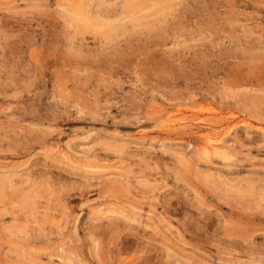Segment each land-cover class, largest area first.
I'll return each mask as SVG.
<instances>
[{
  "label": "rangeland",
  "instance_id": "1",
  "mask_svg": "<svg viewBox=\"0 0 264 264\" xmlns=\"http://www.w3.org/2000/svg\"><path fill=\"white\" fill-rule=\"evenodd\" d=\"M163 1L0 0V264H264V0Z\"/></svg>",
  "mask_w": 264,
  "mask_h": 264
},
{
  "label": "bare ground",
  "instance_id": "2",
  "mask_svg": "<svg viewBox=\"0 0 264 264\" xmlns=\"http://www.w3.org/2000/svg\"><path fill=\"white\" fill-rule=\"evenodd\" d=\"M85 1H86V0H85ZM164 1H166V0H164ZM164 1H163V2H164ZM171 1H172V0H171ZM87 2H88V1H87ZM168 2L170 3V1H168ZM173 2H174V1H172V4H173ZM91 3H92V2H91ZM92 4H93V3H92ZM73 5H74V4H73ZM73 5H72V6H73ZM166 5H167V4H166ZM166 5H164V7H165ZM72 6H71V7H72ZM74 6H75V5H74ZM76 6H77V5H76ZM76 6L74 7L75 9H76ZM85 6H86V5H85ZM85 6H84V7H85ZM169 6H170V5H169ZM172 6H173V5H172ZM174 6H175V5H174ZM67 7H69V6H67ZM82 7H83V6H82ZM90 7H91V6H90ZM142 7H143V6H142ZM159 7H160V6H159ZM167 7H168V6H167ZM74 8H73V9H74ZM78 8H79V7H78ZM80 8H81V7H80ZM143 8H144V7H143ZM70 9H71V8H70ZM87 9H88V8H87ZM150 9H151V8H150ZM150 9H148V10L150 11ZM161 9H162V8H161ZM165 9H166V10H169V9H167V8H165ZM67 10H68V9H67ZM67 10H66V11H67ZM76 10H77V9H76ZM81 10H82V9H81ZM83 10H84V9H83ZM140 10H141V9H140ZM145 10H146V9H145ZM151 11H152V14L154 15L155 12H154L153 10H151ZM162 11L164 12L163 9H162ZM75 12H76V11H75ZM86 12H87V11H86ZM153 12H154V13H153ZM73 13H74V12H73ZM77 13H78V12H76V14H77ZM166 13H167V12H166ZM66 14H67V13H66ZM68 14H69V13H68ZM74 14H75V13H74ZM83 14H84V13H83ZM90 14H91V13H90ZM155 14H156V13H155ZM78 15H79V14H78ZM80 15H81V13H80ZM161 15H162V14H161ZM163 15H164V14H163ZM167 15H168V14H167ZM88 16H89V15H88ZM88 16H87V17H88ZM151 16H152V15H151ZM151 16H150V17H151ZM80 17H82V16H80ZM150 17H149V18H150ZM152 18H153V17H152ZM73 19H74V18H73ZM80 19H81V18H80ZM89 19H90V18H89ZM91 19H92V18H91ZM76 20H77V19H76ZM82 20H83V19H82ZM85 20H86V19H85ZM87 20H88V19H87ZM72 21H73V20H72ZM76 23H77V22H76ZM81 23H82V22H81ZM83 23H84V22H83ZM162 24H163V23H162ZM165 24H166V23H165ZM74 25H75V23H74ZM76 25L79 26L78 23H77ZM158 25H159V24H158ZM91 26H92V25H91ZM76 27H77V26H76ZM92 27H93V26H92ZM82 28H83V27H82ZM263 102H264V101H263ZM259 103H260V102H259ZM261 103H262V102H261ZM261 103H260V104H261ZM263 104H264V103H263ZM261 106H262V105H261ZM157 125H158V124H157ZM159 126H160V124H159ZM154 127H155V126H154ZM159 128H160V127H159ZM163 129H164V128H163ZM165 130H167V129L165 128ZM226 130H227V129H226ZM167 131H168V130H167ZM228 131H229V130H228ZM85 132H86V131H85ZM89 133L91 134V132H89ZM72 134H73V133H72ZM90 134H89V135H90ZM224 134H225V132H224ZM228 134H229V133H228ZM73 135H74V134H73ZM212 135H213V134H212ZM214 136H215V135H214ZM75 137H76V136H75ZM83 137H84V136H83ZM114 137H115V136H114ZM211 137H212V136H211ZM79 138H80V137H79ZM213 138H214V137H213ZM215 138H216V137H215ZM112 139H113V138H112ZM115 139H116V138H115ZM113 140H114V139H113ZM117 140H118V139H117ZM121 140H122V139H121ZM214 140H215V139H214ZM119 141H120V140H119ZM217 141H218V140H217ZM120 142H121V141H120ZM228 142H230V141H228ZM112 143L115 144L116 142L114 141V142H112ZM122 143H124V142H122ZM97 144H98V143H97ZM101 144H102V142H101ZM226 144H227V143H226ZM109 145H110V144H109ZM115 145H116V144H115ZM106 146H107V145H106ZM111 146H112V145H111ZM213 146H214V145H213ZM217 146H218V145H217ZM92 147H93V146H92ZM103 147H104V146H103ZM108 147H109V146H108ZM94 148H95V147H94ZM105 148H106V147H105ZM213 148H214V147H213ZM92 149H93V148H92ZM203 149H204V148H203ZM124 151H125V150H124ZM216 151H217V150H216ZM14 152H15V151H14ZM127 152H128V151H127ZM199 154H200V153H199ZM66 156H67V155H66ZM120 156H121V155H120ZM118 157H119V154H118ZM67 158H69V157H67ZM64 159H65V158H64ZM67 160H68V159H67ZM62 161H63V159H62ZM64 161H65V160H64ZM66 163H69V162L66 161ZM75 163H76V162H75ZM75 163H74V164H75ZM91 163H93V162H91ZM72 164H73V163H72ZM74 164H73V165H74ZM77 164H78V163H77ZM77 164H76V165H77ZM86 164H87V162H86ZM86 164H85V165H86ZM89 164H90V163H89ZM89 164H87V166H88ZM83 165H84V164H83ZM83 165H81V166L83 167ZM90 166H91V165H90ZM79 167H80V166H79ZM82 167H81V168H82ZM94 167H95V166H94ZM76 168H77V167H76ZM76 168H75V169H76ZM82 170H83V169H81L80 171H82ZM89 170H90V169H89ZM83 172H85V171H83ZM89 172H91V171H89ZM97 172H98V171H97ZM87 174H88V173H87ZM139 174H140V173H139ZM141 174H142V173H141ZM88 175H90V174H88ZM1 176H2V175H1ZM111 176H112V175H111ZM131 176H132V175H131ZM54 177H55V176H54ZM95 177H96V176H95ZM105 177H106V176H105ZM114 177H115V176H114ZM93 178H94V177H93ZM110 178H111V177H110ZM120 178H121V177H120ZM122 178H123V177H122ZM83 179H84V178H83ZM97 179H98V178H97ZM125 179H127V178H125ZM131 179H132V178H131ZM84 180H85V179H84ZM95 180H96V179H95ZM19 181H20V180H19ZM90 181H91V180H90ZM96 182H97V181H96ZM87 183H88V182H87ZM128 183H129V182H128ZM142 183H143V182H142ZM88 185H89V184H88ZM125 185H126V184H125ZM222 185H223V184H222ZM136 187H137V186H136ZM252 187H253V186H252ZM29 188H30V187H29ZM148 188H149V187H148ZM195 188H196V187H195ZM164 189H165V188H164ZM164 189H163V190H164ZM247 189H248V188H247ZM53 190H54V189H53ZM55 190H56V189H55ZM141 190H142V189H141ZM151 190H152V189H151ZM158 190H159V189H158ZM28 191H29V190H28ZM114 191H115V190H114ZM137 191H138V190H137ZM197 191H198V190H197ZM197 191H195V192L197 193ZM150 192H151V191H150ZM152 192H154V190H152ZM199 192H200V191H199ZM199 192H198V193H199ZM133 193H134V192H133ZM156 193H157V192H156ZM223 193H224V192H223ZM260 193L262 194L263 192L261 191ZM260 193H258V194H260ZM33 194H34V193H33ZM153 194H154V193H153ZM157 194H159V193H157ZM241 194H242V193H241ZM258 194H257V195H258ZM263 194H264V193H263ZM120 195H121V194H120ZM141 195L143 196V194H141ZM149 195H150V194H149ZM226 195H227V194H226ZM50 196H51V195H50ZM147 196H148V195H147ZM106 197H107V196H106ZM202 197H203V196H202ZM229 197H230V196H229ZM229 197H228V198H229ZM257 197H258V196H257ZM259 197H260V196H259ZM261 197H262V195H261ZM31 198H32V197H31ZM107 198H108V197H107ZM253 198H254V197H253ZM35 199H36V198H35ZM202 199H203V198H202ZM246 199H247V198H246ZM262 199H263V198H262ZM27 200H28V199H27ZM241 200H242V203H244V200H245V199H242V198H241ZM260 200H261V199H260ZM228 201H229V200H228ZM257 201H258V199H257ZM22 202H23V201H22ZM155 202H156V201H155ZM258 202H259V201H258ZM260 202H261V201H260ZM19 203H20V202H19ZM19 203H18V204H19ZM242 203H240V204H242ZM262 203H264V202H262ZM18 204H17V205H18ZM238 204H239V203H238ZM245 204H246V201H245ZM247 204H248V202H247ZM109 205H110V204H109ZM29 206H30V205H29ZM249 206H250V205H249ZM255 206H256V205H255ZM14 207H15V206H14ZM35 207H36V206H35ZM108 207H109V206H107V208H108ZM12 208H13V207H12ZM100 208H101V207H100ZM107 208H106V209H107ZM109 208H111V206H110ZM115 208H116V207H115ZM257 208H258V207H257ZM257 208H255V209L257 210ZM23 209H25V207H23ZM106 209H105V210H106ZM255 209H254V210H255ZM28 210H29V209H28ZM108 210H109V209H108ZM115 210H116V209H115ZM117 210H118V209H117ZM139 210H140V209H139ZM261 210H262V209H261ZM32 211H33V210H32ZM32 211H31V212H32ZM102 211H103V209H102ZM112 211H113V210H112ZM120 211H121V210H120ZM153 211H154V210H153ZM31 212L29 211V213H31ZM96 212H98V210H97ZM100 212H101V211H99L98 213H100ZM109 212H110V211H109ZM164 212H165V211H164ZM261 212H262V211H261ZM102 213H103V212H102ZM111 213H113V212H111ZM114 213H115V212H114ZM257 213H258V212H257ZM96 214H97V213H95V215H96ZM105 214H106V213H105ZM262 214H263V213H262ZM97 215H99V214H97ZM112 215H114V214H112ZM120 215H121V214H120ZM125 215H126V214H124V216H125ZM105 216H106V215H105ZM129 216H131V215H129ZM129 216H125V217H129ZM113 217H114V216H113ZM120 217H121V216H120ZM131 217H132V216H131ZM261 217H262V216H261ZM66 218H67V217H66ZM129 218H130V217H129ZM134 218H136V217H134ZM134 218H133V219H134ZM28 219H29V218H28ZM130 219H132V218H130ZM130 219H129V220H130ZM25 220H26V219H25ZM108 220H109V219H108ZM135 220L137 221V218H136ZM158 220H159V219H158ZM38 221H39V220H38ZM130 221H131V220H130ZM138 221H139V220H138ZM241 221H242V220H241ZM34 222H36V221H34ZM159 222H160V221H159ZM230 222H231V221H230ZM244 222H246V221H244ZM248 222H249V221H248ZM91 223H92V222H91ZM133 223H134V222H133ZM242 223H243V222H242ZM19 224H20V223H19ZM19 224H18V225H19ZM148 224H150V223H148ZM236 224H237V223H236ZM238 224H241V223L239 222ZM21 225H22V223H21ZM108 225H109V224H108ZM151 225H152V224H151ZM169 225H170V224H169ZM246 225L248 226L249 224H246ZM246 225L244 224L243 226H246ZM118 226H119V225H118ZM141 226H143V225L141 224ZM153 226H154V224H153L152 226H150V227L152 228ZM170 226H172V225H170ZM247 226H246L245 229H247ZM249 226H250V225H249ZM249 226H248V227H249ZM252 226H253V225H252ZM16 227H17V226H16ZM111 227H113V226H111ZM132 227H133V226H132ZM136 227H137V225H135L134 229H135ZM154 227H155V226H154ZM236 227H237V225H236ZM236 227H235V228H236ZM241 227H242V225H240V228H241ZM250 227H251V226H250ZM250 227H249L248 229H252V228H250ZM10 228H11V227H10ZM57 228H58V227H57ZM139 228H140V227H139ZM229 228H230V227H229ZM238 228H239V226H238ZM238 228H236V229L238 230ZM108 229H109V227H108ZM108 229H107V230H108ZM110 229H111V228H110ZM153 229H154V228H153ZM157 229H158V228H157ZM157 229H156V230H157ZM228 230H229V229H228ZM230 230H231V229H230ZM232 230H233V229H232ZM240 230H241V229H240ZM252 230H253V229H252ZM153 231H154V230H153ZM233 231H234V230H233ZM246 231H249V230H246ZM225 232H226V231H225ZM242 232H243V231H242ZM244 232H245V231H244ZM249 232H250V231H249ZM255 232H256V231H255ZM16 233H17V232H16ZM234 233H235V232H234ZM236 233H238V232H236ZM253 233H254V232H253ZM114 234H115V232H114ZM122 234H123V233H122ZM161 234H162V233H161ZM244 234H245V233H244ZM244 234H243V236H246V235H244ZM230 235L234 236L233 233L230 234ZM247 235H248V234H247ZM254 235H255V233H254ZM117 236H118V235H117ZM95 237H96V236H95ZM113 237H114V236H113ZM171 237H172V236H171ZM225 237H226V236H225ZM234 237H235V236H234ZM119 238H120V241H122V242L124 241L125 244H127L126 241L128 242V241H130V240H131V241L133 240L132 242H134L132 246L129 245L128 247H127V246L124 247L125 244L123 245L124 250H125L124 253L126 252V254H132L133 252H134V253H137V254H140V253H141L140 251H142V250H143V251L145 250L144 252L146 253V252H148L149 249H151V248L149 247V245H147V244H145V243H143V242H142L143 244L140 243L139 241H137L138 238L136 239V237H132V236H130L129 234L125 235V237H119ZM228 238H229V235H228V237H226V239H228ZM239 238H240V237H239ZM165 239H166V238H165ZM251 239H252V238H251ZM169 240H170V239H169ZM240 240H242V239H240ZM131 241H130L129 243H131ZM227 242H229V241H227ZM242 242H243V241H242ZM152 243H153V242H152ZM230 243H231V242H230ZM230 243H229V244H230ZM239 243H241V241H240ZM239 243H238V244H239ZM250 243H251V242H250ZM172 244H173V243H172ZM241 244H242V243H241ZM118 245H121V244H118ZM118 245H117V246H118ZM231 245H232V247H233V244H231ZM166 246H167V245H166ZM167 248H168V247H167ZM234 248H235V247H234ZM155 249H156V248H155ZM170 249H171V248H170ZM122 250H123V249H122ZM152 250H153V249H151V251H152ZM155 251H156V250H155ZM250 251H251V250H250ZM250 251H249V252H250ZM130 252H131V253H130ZM139 252H140V253H139ZM110 253H111V252H110ZM137 254H136V256H137ZM122 255H123V254H122ZM149 255H150V254H149ZM262 255H263V253H262ZM115 256H116V255H115ZM142 256H143V255H142ZM146 256H147V254H146ZM169 257H170V256H169ZM133 258H135V255H133ZM146 258H147V257H146ZM111 259H112V258H111ZM130 259H131V257H130ZM136 259H137V258H136ZM148 259H149V258H148ZM127 260H128V263H129V259H128V257H127ZM139 260H140V259H139ZM99 262H100V261H99ZM133 262H134V261H133ZM136 262H137V261H135V264H136ZM129 264H130V263H129ZM131 264H132V263H131ZM137 264H138V263H137ZM139 264H140V263H139Z\"/></svg>",
  "mask_w": 264,
  "mask_h": 264
}]
</instances>
